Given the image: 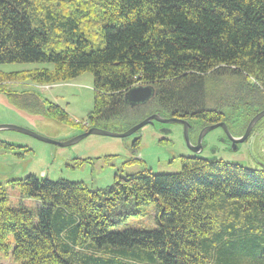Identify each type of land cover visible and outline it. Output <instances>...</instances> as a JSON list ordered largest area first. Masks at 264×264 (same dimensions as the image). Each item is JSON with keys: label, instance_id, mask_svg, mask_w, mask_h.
Instances as JSON below:
<instances>
[{"label": "trees", "instance_id": "1", "mask_svg": "<svg viewBox=\"0 0 264 264\" xmlns=\"http://www.w3.org/2000/svg\"><path fill=\"white\" fill-rule=\"evenodd\" d=\"M12 64L46 66L23 76L0 69V79L53 84L91 73L88 128L129 123L146 107L193 128L241 113L246 121L264 109V0H0V65ZM139 83L155 96L131 108L124 93ZM31 107L73 125L58 106ZM179 159L180 173L119 171L105 189L29 175L7 184L17 205L0 184V264H264V170ZM148 206L155 227L132 226Z\"/></svg>", "mask_w": 264, "mask_h": 264}, {"label": "rangeland", "instance_id": "2", "mask_svg": "<svg viewBox=\"0 0 264 264\" xmlns=\"http://www.w3.org/2000/svg\"><path fill=\"white\" fill-rule=\"evenodd\" d=\"M45 66L41 64H12L0 65V69L7 72L24 71L23 74L16 75L23 76L26 71H33ZM15 79H0V125L9 124L26 128L42 137L58 142L69 141L90 129L88 128V116L94 109L95 102L94 77L91 73H83L70 81L53 84H36L25 78L24 80ZM138 86L153 87L150 84L139 83L124 93V100L125 94ZM7 94L14 96L13 98L17 100L9 101L4 96ZM18 103L28 106L26 107L28 109H32L31 106H40L39 109L43 110L47 106H58L67 114L73 125H66L35 113L32 114L26 108L18 107L20 106ZM126 104L130 106L127 102ZM36 109L35 107L32 111ZM150 116L151 111L146 107L140 112H135L129 123L111 121L105 125V130L124 133ZM166 127L174 129L172 140L169 141L170 144H161L159 132ZM182 129L183 126L178 124L148 125L140 134L133 135L128 139L90 136L71 148H60L12 131H0V142H8L17 146L13 151H6L0 147V184L7 187L12 204L17 205L19 191L8 187L7 184L12 180L23 179L29 175H35L39 179L53 181L62 179L84 183L90 189H105L114 184V176L119 174V171L123 175L137 174L143 171H149L154 175L180 173L182 167L179 156L191 157L183 139ZM255 134L261 136L258 132ZM138 137L139 144L133 148L134 140ZM244 146L252 149L254 157L250 159V163L243 156V147L240 149V153L224 152L223 149L216 153L214 150L206 149L202 156L216 157L246 168H249L248 166L255 168L264 163V159L259 157L261 153L258 145L256 149H253L251 142ZM78 159L89 160L80 166V162H75ZM25 205L33 207L29 201H26ZM238 205L240 204H235V206ZM151 208L153 207H145V215L133 218L130 224L140 229L154 228L155 220ZM241 209L244 211L245 207ZM248 245H263V242L249 243ZM262 252H264V248L261 249ZM249 264H262V262L253 258Z\"/></svg>", "mask_w": 264, "mask_h": 264}, {"label": "water", "instance_id": "3", "mask_svg": "<svg viewBox=\"0 0 264 264\" xmlns=\"http://www.w3.org/2000/svg\"><path fill=\"white\" fill-rule=\"evenodd\" d=\"M153 94V90L151 89V87H147V88H135L133 90H131L130 92L127 93V100H129L132 104H141V103H146ZM134 107V106H132ZM264 117V111L260 114L257 115L256 119L253 120L250 124V126L255 125L261 118ZM173 123H178V124H182L185 126L184 128V132H183V139L185 142V145L187 146V149L192 153H190L191 157H198L200 155H197L199 153H201V141L202 139L211 131L215 130L216 128H223L225 130V132H227L226 130V126L224 124H218V125H214V126H210L205 128V130H203L201 132L200 138H199V145L194 146L192 145L190 139H189V133H188V122L186 121H182V120H178V119H166L163 118L161 115H153L150 116L149 118L141 121L140 123H138L131 132L125 134V135H118V134H113V133H107V132H102L96 129H91L88 130L87 132L83 133L82 135H79L69 141L66 142H58L55 140H51L45 137H42L41 135L28 130L26 128H22V127H18L15 125H0V131H12L18 134H22L25 136H29L32 137L36 140H39L41 142L50 144V145H55L58 146L60 148H71L76 146L77 144H79L81 141H83L85 138L89 137V135L94 134V135H108L109 137H113V138H121V137H125V136H129V134L133 133V135H136L138 133H140L145 127H147L148 125L154 126L155 124H163V125H169V124H173ZM249 126V128H250ZM248 128V129H249ZM160 133V141H170L172 140V131H171V127H166V128H162ZM228 133V132H227ZM249 135V130L247 132V134L240 140L237 141L236 139L231 138V141L233 143V146H236V143H241L243 142ZM8 143V142H7Z\"/></svg>", "mask_w": 264, "mask_h": 264}, {"label": "flooded vegetation", "instance_id": "4", "mask_svg": "<svg viewBox=\"0 0 264 264\" xmlns=\"http://www.w3.org/2000/svg\"><path fill=\"white\" fill-rule=\"evenodd\" d=\"M145 87V86H144ZM147 103H145L144 105L141 106H145ZM240 106V105H238ZM257 111V115L264 111V109H255ZM244 115L241 113V120H231L228 123L225 122H217V123H205V125L201 126V127H194L192 126L191 131L189 132V139L192 143V145L197 146L199 145V138L201 135V132L203 130V128L205 129L206 127H210V126H214V125H218L223 123L226 126V130L227 132L230 134V138L228 136V133L225 132V130L221 127L216 128L215 130L209 132L201 141V153L197 154L202 156V153L204 152V150L208 149V151L214 150L216 151V153L219 152L220 149H223L224 152H236V153H240V149L243 147L242 152H243V156L245 157L246 161H248L250 163V159H253L254 155L251 152L252 149H250V147H245V144L248 143H252L253 144V149H256V146H259V150H260V155L259 157H261L262 159H264V117L255 124V128L254 130L250 133L248 137L241 143H236V146H233V143L231 141V138L236 139L237 141H240L248 132V128L252 122L253 119L248 118L246 121L243 119ZM227 119V118H226ZM168 126V125H167ZM182 126V125H181ZM257 126V128H256ZM257 129V131H256ZM173 128H171V131L173 132ZM183 129H182V133H183ZM256 132H258L261 136L255 134ZM180 133V132H179ZM140 134V133H138ZM137 135V134H136ZM139 138V137H138ZM136 140V139H135ZM134 140V142H135ZM169 141H167L168 143ZM171 142V140H170ZM169 142V143H170ZM191 153V152H190ZM215 153V154H216ZM192 154V153H191ZM191 156V155H189ZM187 157V156H185ZM203 158H209L208 157H204ZM215 159H218L216 157H213ZM249 168H253V171H259L261 173H263L262 171L264 170V163L259 164V166L257 167H251L248 166Z\"/></svg>", "mask_w": 264, "mask_h": 264}, {"label": "bare ground", "instance_id": "5", "mask_svg": "<svg viewBox=\"0 0 264 264\" xmlns=\"http://www.w3.org/2000/svg\"><path fill=\"white\" fill-rule=\"evenodd\" d=\"M147 87H151V89L153 90V94H152V97L146 102V103H148L149 101H151L153 98H154V96H155V90H154V88L152 87V86H145V87H143V86H138V87H135L136 89L137 88H147ZM125 100H126V102L131 106V108H135V107H138V106H141V105H144L145 103H141V104H132L129 100H127V94H125ZM132 106H134V107H132ZM263 112V111H262ZM262 112H260V113H262ZM259 113V114H260ZM153 115H156V114H153ZM153 115H151V116H153ZM158 115V114H157ZM159 115H161V114H159ZM162 116V115H161ZM163 117V116H162ZM256 117H257V114L252 118L253 120H255L256 119ZM149 118V117H148ZM163 118H166V119H176V118H167V117H163ZM147 119V118H146ZM262 119V118H261ZM260 119V120H261ZM178 120H182V119H178ZM252 120V121H253ZM259 120V121H260ZM182 121H186V120H182ZM258 121V122H259ZM186 122H188V133L191 131V129H192V124L189 122V121H186ZM257 122V123H258ZM173 124H178V123H173ZM173 124H169V125H173ZM221 124H223V123H221ZM163 125V124H162ZM178 125H182V124H178ZM136 126V125H135ZM135 126H133L131 129H129L128 131H126V132H124V133H113V132H109V131H107V130H105V129H102V128H90L89 130H91V129H96V130H99V131H102V132H107V133H113V134H118V135H125V134H127V133H129V132H131L132 131V129L135 127ZM167 126V125H166ZM183 126V131H184V128H185V126L184 125H182ZM207 128V127H206ZM254 128H255V125H252V126H250V128L248 129L249 130V132L251 133L253 130H254ZM203 130H205L204 128H203ZM202 130V131H203ZM87 132V131H86ZM82 135V134H81ZM189 135H190V133H189ZM90 136H100V135H94V134H91V135H89V137ZM131 136H133V133H131V134H129V136H125V137H121V138H119V139H128V138H130ZM228 136H229V138H230V134L228 133ZM102 137H109L108 135H103ZM88 138V137H87ZM110 138H113V137H110ZM86 139V138H85ZM84 139V140H85Z\"/></svg>", "mask_w": 264, "mask_h": 264}]
</instances>
